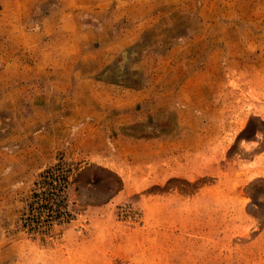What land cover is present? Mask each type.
I'll return each instance as SVG.
<instances>
[{
    "label": "rangeland",
    "instance_id": "1",
    "mask_svg": "<svg viewBox=\"0 0 264 264\" xmlns=\"http://www.w3.org/2000/svg\"><path fill=\"white\" fill-rule=\"evenodd\" d=\"M0 264H264V0H0Z\"/></svg>",
    "mask_w": 264,
    "mask_h": 264
}]
</instances>
